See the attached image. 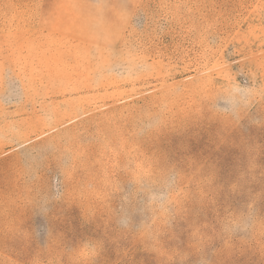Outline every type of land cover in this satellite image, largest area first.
<instances>
[{"label": "rangeland", "instance_id": "374dc122", "mask_svg": "<svg viewBox=\"0 0 264 264\" xmlns=\"http://www.w3.org/2000/svg\"><path fill=\"white\" fill-rule=\"evenodd\" d=\"M0 264H264V0H0Z\"/></svg>", "mask_w": 264, "mask_h": 264}]
</instances>
